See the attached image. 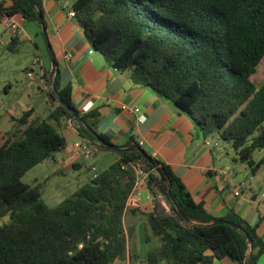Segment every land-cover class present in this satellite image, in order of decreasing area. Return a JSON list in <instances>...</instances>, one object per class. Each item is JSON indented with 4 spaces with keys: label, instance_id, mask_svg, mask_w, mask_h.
I'll use <instances>...</instances> for the list:
<instances>
[{
    "label": "trees",
    "instance_id": "16d2710c",
    "mask_svg": "<svg viewBox=\"0 0 264 264\" xmlns=\"http://www.w3.org/2000/svg\"><path fill=\"white\" fill-rule=\"evenodd\" d=\"M41 2L35 0L43 18ZM69 10L106 65L128 70L133 85L186 116L203 140L213 135L212 144H229L236 153L233 160L247 164L251 174L262 167L264 156L254 160L253 154L264 149V80L256 86L251 77L264 59V0H74ZM16 15L38 25L33 0L0 4V19ZM8 45V51L17 52L20 42L13 37ZM49 70L50 65L41 76L47 115L23 111L0 138V264H212L223 258L241 264L245 236L229 225L202 227L185 221L167 194V184L137 151L113 153L118 158L105 169L93 164L94 178L89 165L87 183L53 207L43 201L39 185L22 181L30 169L51 162L64 148L61 120L71 122L79 138L98 153L109 152L86 129L110 143L97 130L99 113L77 110L70 85L60 87L59 68L52 79ZM50 82L82 124L58 103ZM157 162L182 213L197 223L214 221L171 168ZM136 164L149 173L152 210L140 213L145 242L158 241L143 259L131 248L124 225L127 211L136 212L127 207ZM219 219L248 233L252 251L244 264H258L264 239L257 224L250 225L234 210Z\"/></svg>",
    "mask_w": 264,
    "mask_h": 264
},
{
    "label": "crops",
    "instance_id": "0c3cea01",
    "mask_svg": "<svg viewBox=\"0 0 264 264\" xmlns=\"http://www.w3.org/2000/svg\"><path fill=\"white\" fill-rule=\"evenodd\" d=\"M65 1L42 0L41 7L49 43L60 71V87L70 85L73 106L81 112L90 102L88 112L99 113L97 130L105 134L110 143L123 148L141 141V148L157 161L169 166L181 179L193 200L201 203L208 214L219 219L234 210L250 225L257 224V233L264 239V164L255 174H251V178H244V182L248 179L246 184L237 182V173L226 167L221 154L223 146L219 141L211 148L206 147L204 140L186 116L146 88L133 85L128 70L120 71L106 65L84 38L76 19L68 16L73 1ZM11 2L12 0H0L3 6H9ZM13 20L19 25L20 32V36L14 38L20 43L25 37L32 39V35H36L37 24L26 20L28 23L24 25L25 19L20 15L14 16ZM0 26L3 28L0 33V46L7 49L13 37L3 25ZM35 47L39 51L38 46ZM31 65V74H36L38 70L37 79L43 85L45 81L41 76L47 68L41 57L34 58ZM33 92L28 91V102L20 104L23 111L34 109L35 113L37 112ZM44 101L46 103V98ZM46 105L48 107L47 103ZM123 106L138 107L146 120L136 124L135 115L122 110ZM60 132L66 144L51 160L59 167L79 170L95 164L100 169H105L118 158L115 154L112 155L113 160L107 155H101L98 160L96 155L91 160L81 161L72 150V144L79 139L73 124L68 120H61ZM2 136L3 134L0 138ZM210 138H213V135ZM58 173H61V170ZM248 184L250 189L240 188ZM236 189H239L238 196L234 193ZM259 192L261 194H258ZM253 196H256L254 200ZM130 198L137 201L134 207L136 212L127 211L124 225L131 234L130 246L133 242V249L139 258L143 259L146 252L158 244L156 239L145 242L146 225L144 217L140 215L151 212V196L146 188H140L135 190ZM212 264L239 263L223 258L213 260ZM258 264H264V254L259 256Z\"/></svg>",
    "mask_w": 264,
    "mask_h": 264
},
{
    "label": "rangeland",
    "instance_id": "374dc122",
    "mask_svg": "<svg viewBox=\"0 0 264 264\" xmlns=\"http://www.w3.org/2000/svg\"><path fill=\"white\" fill-rule=\"evenodd\" d=\"M72 1L74 0H66L65 2L70 3ZM23 23L26 25L28 22L23 20ZM30 23L32 24V22ZM33 23L36 25L35 22ZM35 29L36 35L34 36L33 34L32 39L25 37L22 43L18 45L17 52H10L4 46H0V136L13 128L14 122L12 118H17L22 114L23 110L20 104L28 102L27 95L30 90L34 91L33 94L36 97L34 100L36 101L37 116L45 117L46 113H48V107L44 101L45 92L42 91L44 89L43 85L38 82L37 75L30 72L33 69L31 62L38 56L41 57L45 68L49 66V58L41 30L37 25ZM2 31L3 28L0 26V33ZM35 45L38 46L39 51L36 50ZM263 68L264 59L258 64L256 73L251 77L256 86H259L264 80ZM28 73L31 74L30 77L27 76ZM219 143L223 146L221 154L227 164L226 167L237 173L235 178L237 182L242 184L244 178H251L249 166L243 162L233 160L236 158L234 149L225 142L219 141ZM97 155L98 157L96 158L98 160L101 155H107L112 160L114 159L112 158L114 154L110 152L100 151ZM263 156L264 149L256 150L253 154V159L258 160ZM99 163L101 164V161ZM86 164L88 163L86 162ZM60 170L61 173H58ZM88 174L84 168L72 170L69 167H59L55 163L45 161L30 169L23 176L22 181L29 186L39 185L43 201L49 207H53L86 184ZM247 180L243 184H246ZM261 192L258 194H261ZM134 246V243L131 242V248H135Z\"/></svg>",
    "mask_w": 264,
    "mask_h": 264
},
{
    "label": "water",
    "instance_id": "95a60500",
    "mask_svg": "<svg viewBox=\"0 0 264 264\" xmlns=\"http://www.w3.org/2000/svg\"><path fill=\"white\" fill-rule=\"evenodd\" d=\"M33 7L36 11V15H37V22H38V25L40 27V30H41V34L43 36V39H44V42H45V47H46V51H47V54H48V58H49V65H50V70H49V75H48V78L49 79H52L53 75H54V72H55V69H56V61H55V57L53 55V52H52V49H51V46H50V43H49V39H48V35H47V32H46V28H45V25H44V21H43V18H42V15L41 13L37 10L36 8V4H35V0H33ZM38 71V70H37ZM50 86H51V89H52V92L54 94V96L56 97L58 103L64 107L66 109V111L69 113L71 119L76 122V123H79V124H82V121L79 117V114H77L72 108H70L69 106H67L59 97L58 95V92L55 90L52 82H50ZM87 131L97 140L98 143L101 144V146L103 147V149L105 151H109V152H112V153H116V154H120V153H124V152H130V151H137L141 154V156L143 157V159L153 168L154 172L157 174L159 180L161 182H164L167 184V194L174 206V208L176 209V211H178V213L181 215V217L193 224V225H196V226H214V225H219V224H224V225H229L233 228H235L236 230H238L239 232H241L245 238H246V250H245V253H244V258L241 262V264H244V259L247 255H249L252 251V240L250 238V236L248 235V233L240 226L230 222V221H227V220H224V219H215L214 221H212L211 223H197V222H194L192 220H190L188 217H186L182 211L180 210L178 204L176 203L172 193H171V190H170V182L169 180L166 178V176L164 175V169L162 168V166L159 165V163L153 159L152 156L148 155L142 148L140 147H137V146H129V147H123V148H120V147H116L114 146L112 143H107L105 141H103L100 137H98V135L92 131L90 128L86 127ZM260 190V189H259ZM256 196H253L252 197V200L255 199Z\"/></svg>",
    "mask_w": 264,
    "mask_h": 264
},
{
    "label": "built area",
    "instance_id": "2783aa9c",
    "mask_svg": "<svg viewBox=\"0 0 264 264\" xmlns=\"http://www.w3.org/2000/svg\"><path fill=\"white\" fill-rule=\"evenodd\" d=\"M67 4L65 3L64 6ZM68 16L73 18L74 17V12L72 10H69ZM0 25H3L6 31H8L12 37H18L20 36L19 32V25L17 24L16 21L13 20V18H7L3 17L0 19ZM66 58L68 56L66 55ZM36 64V62H34ZM28 77L31 76L30 73L27 74ZM91 107V103L88 102L87 105L84 106L82 109V113L88 112ZM122 110L131 112L132 114L135 115V123L136 124H141L146 120V117L141 113L140 109L138 107H129V106H123ZM212 138L206 137L204 139V145L208 148H211L213 145H216V143L212 144ZM138 145L141 146L142 142L139 141ZM72 150L76 154V156L83 161L91 160L94 158V156L98 153V149L96 146L91 144L88 140L80 139L72 144ZM134 173H135V183H134V190L140 189V188H146V185L149 180V173L144 170L141 164H136L134 165ZM89 171L91 173V177L94 178L96 176V166L91 164L89 167ZM240 188H244L246 190L250 189L251 186L244 185L243 187L241 186ZM235 195L238 196L239 189H236L234 191ZM137 205V201L133 200L129 197L127 201V207H135Z\"/></svg>",
    "mask_w": 264,
    "mask_h": 264
}]
</instances>
